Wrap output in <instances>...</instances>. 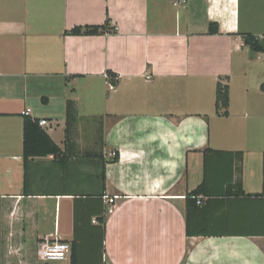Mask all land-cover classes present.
<instances>
[{
    "label": "crops",
    "instance_id": "0c3cea01",
    "mask_svg": "<svg viewBox=\"0 0 264 264\" xmlns=\"http://www.w3.org/2000/svg\"><path fill=\"white\" fill-rule=\"evenodd\" d=\"M263 4L0 0V264L75 233L104 264H264V53L241 36L264 35ZM107 19L115 34H66ZM26 118L59 155L25 162Z\"/></svg>",
    "mask_w": 264,
    "mask_h": 264
},
{
    "label": "trees",
    "instance_id": "16d2710c",
    "mask_svg": "<svg viewBox=\"0 0 264 264\" xmlns=\"http://www.w3.org/2000/svg\"><path fill=\"white\" fill-rule=\"evenodd\" d=\"M116 29L112 26L111 20L107 19L101 25H86V26H76L70 31L66 32L67 35L73 36H99L106 34H115ZM219 25L212 22L208 26V35H219ZM244 44L247 45L252 52L264 53V35L262 37L256 36L250 33L241 34ZM264 91V84L261 86ZM229 84L228 78H221L216 87V112L219 116H227L229 109ZM75 112L73 103L69 102L67 107V130L70 127L72 121L74 120ZM23 158L25 162L34 157H46L48 155H59L61 149L58 145L50 138L45 130L39 125L38 119L26 118L23 126ZM206 150L205 153V163L207 158ZM240 154V153H239ZM118 160V154H115L113 161ZM206 182L203 183L195 189L192 193L187 196V200H195L206 190ZM99 227L104 231L106 217L105 213L98 218ZM75 238L69 243L71 246L70 254V264H89L91 260H94L95 264L103 263V249L97 246H91L88 240L84 241L78 237L75 233Z\"/></svg>",
    "mask_w": 264,
    "mask_h": 264
},
{
    "label": "built area",
    "instance_id": "2783aa9c",
    "mask_svg": "<svg viewBox=\"0 0 264 264\" xmlns=\"http://www.w3.org/2000/svg\"><path fill=\"white\" fill-rule=\"evenodd\" d=\"M182 3L185 2V0H181ZM110 88L113 89L114 86L110 84ZM23 115L29 116L30 115V110H26L23 112ZM47 124L46 120H40L39 125L40 126H45ZM108 201V206H112L115 203L116 198H108L106 197ZM197 204L202 205V199L197 198ZM37 258L40 261L43 262H50V261H62L65 259H69L70 254H71V246L69 243L65 241H50V240H45L41 242L38 246L37 249Z\"/></svg>",
    "mask_w": 264,
    "mask_h": 264
},
{
    "label": "rangeland",
    "instance_id": "374dc122",
    "mask_svg": "<svg viewBox=\"0 0 264 264\" xmlns=\"http://www.w3.org/2000/svg\"><path fill=\"white\" fill-rule=\"evenodd\" d=\"M263 6H264V4L262 5V8H263ZM261 30L264 31V28H261ZM38 264H70V259H65V260H62V261H50V262L39 261Z\"/></svg>",
    "mask_w": 264,
    "mask_h": 264
}]
</instances>
